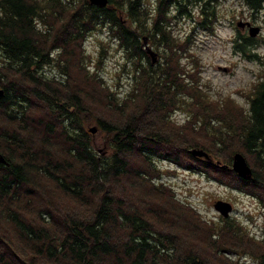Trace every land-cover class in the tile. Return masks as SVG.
Here are the masks:
<instances>
[{
    "label": "trees",
    "instance_id": "trees-1",
    "mask_svg": "<svg viewBox=\"0 0 264 264\" xmlns=\"http://www.w3.org/2000/svg\"><path fill=\"white\" fill-rule=\"evenodd\" d=\"M241 1L253 17L264 12V0ZM197 7L203 16L199 23L207 27L210 0H155L153 8L146 0H108L103 7L88 0H0V154L7 162H0V264H238L225 253L246 250L255 256L254 264H264L258 242L244 235L226 239L230 220L221 219L219 233L202 221L203 232H190L172 214L159 225L144 212L148 201L135 189L144 179L139 170L152 174L159 157L192 171L207 170L216 179H234L237 187L264 195V74L247 111L232 100L210 99L182 78L178 85L176 73L183 71L178 54L170 56L175 40L169 21L192 18ZM104 22L127 57L148 59L140 47L147 36L163 60L134 67L131 88L113 108L119 116L101 119L93 95L68 84L61 92L59 80L46 77L43 68L57 47L73 64L74 46ZM250 37L243 38L245 45H253ZM244 44L238 46L243 50ZM210 101L218 109L212 116L193 114L185 126L169 118L178 104L196 111L198 102ZM36 106L40 117L33 113ZM91 119L106 135L108 148H96L87 126ZM196 119L199 131L192 126ZM217 124L226 128L213 131ZM195 147L212 162L192 156ZM235 152L250 158L251 178L232 170ZM137 158L146 167L130 166L128 159ZM222 170L230 174L219 175ZM178 209L188 212L184 205ZM213 231L217 239L210 240Z\"/></svg>",
    "mask_w": 264,
    "mask_h": 264
},
{
    "label": "rangeland",
    "instance_id": "rangeland-1",
    "mask_svg": "<svg viewBox=\"0 0 264 264\" xmlns=\"http://www.w3.org/2000/svg\"><path fill=\"white\" fill-rule=\"evenodd\" d=\"M146 3L148 7L153 8L155 0H146ZM209 8L210 22L207 27L199 23L203 18L199 7L193 9L192 18L183 17L169 21V34L173 41L175 40L170 56L175 59L176 53L178 54V63L183 71L181 75L176 73L179 76L178 85L180 86L183 82L182 78L187 84L196 86L199 92L205 93L210 99L219 102L232 100L247 111L248 99L253 88L264 74V44L262 43L264 12H259L253 17L241 0H210ZM210 10L214 12L213 16ZM65 19L64 17L63 21ZM238 24H243V27H239ZM39 26L41 28L43 24L39 22ZM251 27H257L258 31L250 37L253 45L249 46L245 45L244 39L249 36L248 31ZM42 29L45 31L46 28ZM113 31L109 24L104 22L87 32L78 46H74L73 64L66 62L63 49L58 47L52 49L50 56L53 62L51 61L43 68L46 77L59 80L60 84H56V87L61 92L65 91L63 86L68 84L70 88L80 87L84 89L83 91H88L87 93L93 95L95 102L92 107L98 110L95 115L101 119H105L104 115L119 116L113 108L117 104L116 99L123 98L122 95L131 88L135 75L134 67L139 63H151V56L146 52L148 59L145 56L140 58L136 54L127 57L126 51L114 38ZM144 37H146L145 44L157 53L156 61L151 65H157L163 60L161 51L154 49L149 38ZM239 43H245L243 50L238 46ZM140 47L145 51L143 38ZM181 88L185 90L184 85ZM181 94L189 100H195L191 93L186 96V93L181 91ZM180 96L178 92V97ZM211 101L206 106H198V102L195 107L196 111L188 110L187 106L182 107L178 104L171 110L169 118L177 125L185 126L193 120V114L199 117L200 113H209V116H212L218 112V109L213 108ZM33 113L36 117H40L41 111L38 106L35 107ZM87 126L88 129L95 128L92 134L96 148L99 150L104 147L108 148L107 137L103 132L97 131L99 128L96 122L91 119ZM192 126L195 131H199L201 123L196 119ZM225 128L224 124H217L211 129L216 131ZM203 129L201 127V130ZM209 132L211 131H207L208 134ZM207 142V140L202 141L204 144ZM242 155L244 156L243 153ZM179 159L181 160L182 156ZM245 159L247 162L251 161L249 157ZM154 162L156 169L152 174L146 175L144 173L146 168L139 170L144 179H139V186L135 187L137 194L148 201V206L144 211L147 216H154L156 219L154 221L161 225L168 219L167 215L172 214V217L182 218L185 222L184 229L193 233L197 228L203 232L200 226L202 221L203 224L207 223V225L204 224L205 226L211 227L212 225L211 229H216L219 233L218 229L223 223L221 220L223 217L214 209L213 204L217 200H222L232 206L229 216L225 219L230 220L233 229L226 231V239L233 241L240 235H244L258 242V250H263L264 203L260 199L264 195L253 194L237 187L234 179L213 178L204 169L192 171L177 164L176 161L159 157H154ZM128 163H131L130 166L137 164L136 166L146 167L143 158H137L136 161L128 159ZM226 172L228 171L222 170L218 173L219 175L230 174ZM180 205H184L188 212L179 213L181 212L178 209ZM172 223L174 222L172 221L170 225L175 226ZM213 239H217L215 231L210 234V240ZM201 245L207 246V244ZM238 252L234 255L225 254L238 264H254L255 256L248 253L251 251Z\"/></svg>",
    "mask_w": 264,
    "mask_h": 264
},
{
    "label": "water",
    "instance_id": "water-1",
    "mask_svg": "<svg viewBox=\"0 0 264 264\" xmlns=\"http://www.w3.org/2000/svg\"><path fill=\"white\" fill-rule=\"evenodd\" d=\"M88 1L90 4L97 5L99 7L106 6L108 2V0H88ZM238 25L239 27H243V24H238ZM257 31H258L257 27H251L248 33L250 36H254ZM145 43H146V37H143V44L145 45V52L151 56L150 64H153L156 61L157 53L152 51V49H150L149 46H147ZM2 94H3V90L0 89V95ZM89 131L94 132L95 128L91 127L89 128ZM189 153L192 156L202 158L203 160L212 161L211 156L201 148H197V147L191 148L189 150ZM0 162L7 163L2 154H0ZM231 168L241 178L249 179L252 176V170L249 164L247 163L245 157L240 152H235L233 154ZM213 207L224 218L228 217L230 211L232 210L231 204L228 202L222 201V200H217L213 204ZM263 227H264V220H263Z\"/></svg>",
    "mask_w": 264,
    "mask_h": 264
},
{
    "label": "flooded vegetation",
    "instance_id": "flooded-vegetation-1",
    "mask_svg": "<svg viewBox=\"0 0 264 264\" xmlns=\"http://www.w3.org/2000/svg\"><path fill=\"white\" fill-rule=\"evenodd\" d=\"M151 65V64H150Z\"/></svg>",
    "mask_w": 264,
    "mask_h": 264
}]
</instances>
